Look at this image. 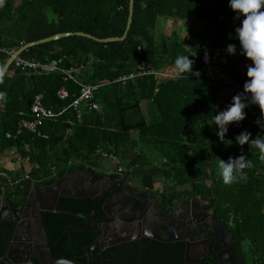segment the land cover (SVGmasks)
I'll use <instances>...</instances> for the list:
<instances>
[{
	"label": "trees",
	"instance_id": "obj_1",
	"mask_svg": "<svg viewBox=\"0 0 264 264\" xmlns=\"http://www.w3.org/2000/svg\"><path fill=\"white\" fill-rule=\"evenodd\" d=\"M128 8L129 0H21L17 4L15 0H0V47L18 49L67 32L121 37ZM159 16L185 20V25L200 23V28L188 25L185 35L175 31L158 35ZM241 18L228 0H134L132 23L124 41L99 43L69 36L29 48L22 57L40 62L61 59L65 67L83 65L78 79L101 84L94 97L99 108L96 111L83 105L78 121L71 107L79 97L77 83L65 80L60 73L28 74L11 66L0 79V150L14 148L21 159L50 174L57 172L44 181L52 185L65 174L86 168V162L103 159L106 151L127 162L123 173L129 178L134 167L150 160L145 150L150 148L160 158L164 181L183 188L179 197L210 199L213 213L228 226L247 264H264V158L256 146L236 141L237 134L245 130L252 138L264 135V111L253 102L251 93L222 94L203 73L202 57L207 52L209 64L219 66L223 42ZM180 54L190 55L199 76L169 70L168 75H139L124 84L116 81L132 73L176 67ZM7 58L0 52V70ZM231 75L244 89L248 77ZM61 89L67 93L64 99L58 96ZM237 94L246 105L247 116L229 122L222 139L213 118L221 101L226 110ZM37 95H42V104L58 115L45 120L35 132L21 130L18 123L28 118ZM144 102L151 106L155 120L145 118ZM242 154L245 159L234 169L237 179L225 183L220 158L227 161ZM79 202L78 210L86 212L94 201L84 198ZM76 203L60 198L57 212L44 215L50 216L51 224L68 223ZM81 233L72 234L73 239H80L73 247L77 253L89 246L93 237L89 232Z\"/></svg>",
	"mask_w": 264,
	"mask_h": 264
},
{
	"label": "flooded vegetation",
	"instance_id": "obj_2",
	"mask_svg": "<svg viewBox=\"0 0 264 264\" xmlns=\"http://www.w3.org/2000/svg\"><path fill=\"white\" fill-rule=\"evenodd\" d=\"M90 172L92 182L112 185L104 196L89 198L94 202L86 212L78 210L84 198H69L77 200L76 210L69 212L71 220L65 224H51L44 215L55 214L58 202L54 211L39 214L27 200L18 207L26 195L15 190L12 176L0 177L6 180L4 197L16 205L6 202L0 213V264H247L230 229L213 213L210 199L195 204L191 200L199 196L180 198L176 186L163 191L153 184H133L124 170ZM84 231L93 235L92 241L77 253L73 247L80 239L72 234ZM107 241L112 244L103 246ZM6 254L11 260L3 262Z\"/></svg>",
	"mask_w": 264,
	"mask_h": 264
},
{
	"label": "clouds",
	"instance_id": "obj_3",
	"mask_svg": "<svg viewBox=\"0 0 264 264\" xmlns=\"http://www.w3.org/2000/svg\"><path fill=\"white\" fill-rule=\"evenodd\" d=\"M228 3L236 11L237 17H242L235 32L242 45L243 54L252 61L247 65L248 79L244 82V89L251 93L253 102L264 111V0H228ZM227 51L235 53L236 45L228 44ZM209 58L206 52L205 60ZM194 63L189 54H180L175 59V65L180 73H187V75L194 73L199 76L200 72L194 69ZM245 107L246 105L241 102V96L237 94L226 110L214 116L213 120L220 126L218 134L222 139L228 131L229 122L242 121L247 116ZM236 141L241 145L250 143L256 146L260 149L261 158H264V135L252 138L251 132L245 130L237 134ZM243 159H245L243 154L238 157H229L227 161L220 158L219 167L225 183H231L237 179L234 169L241 166L238 162Z\"/></svg>",
	"mask_w": 264,
	"mask_h": 264
},
{
	"label": "built area",
	"instance_id": "obj_4",
	"mask_svg": "<svg viewBox=\"0 0 264 264\" xmlns=\"http://www.w3.org/2000/svg\"><path fill=\"white\" fill-rule=\"evenodd\" d=\"M15 50L16 48L7 51L0 47V52H5L8 55V57L11 56ZM202 61L204 63V71H203L204 76L213 85L220 88L222 94L231 95L237 91L247 93L245 89L241 87L240 80L237 77L231 75V73L227 72L226 70H224L219 66L212 67L209 64V60L207 61L205 60V55L202 57ZM11 66H13V68L16 70L28 74L41 75V74L54 73V72L60 73L64 76L65 80H71L77 83L80 86V93H79V97L72 102L71 107L76 112L78 121H81L82 118L83 105L87 108H90L91 110H96V111L99 108L94 100V97L96 90L100 87L101 84L83 83L78 79V76L82 74L84 70L83 65L65 67L61 59H51L48 61L40 62L35 59L24 58L20 55L15 57ZM144 74H153L155 76L168 75V73L164 71L161 72V71L148 70L146 72L124 75L119 79H117L116 81H119L122 84H124L128 80H131L136 76L144 75ZM58 96L61 99H64L65 97H67V93L64 89H61L58 92ZM57 115L58 113L54 112L52 109L46 108L42 104V95H37L33 100V103L31 104L28 118H21L18 123V127L21 130L35 132L37 128L41 126L45 120L55 118ZM6 137L10 138L11 135L7 133ZM117 170L122 171L123 168L119 167ZM0 177H7V173L0 170ZM24 178H28V177L15 178L14 180H12L11 184L16 185Z\"/></svg>",
	"mask_w": 264,
	"mask_h": 264
},
{
	"label": "water",
	"instance_id": "obj_5",
	"mask_svg": "<svg viewBox=\"0 0 264 264\" xmlns=\"http://www.w3.org/2000/svg\"><path fill=\"white\" fill-rule=\"evenodd\" d=\"M133 6H134V0H129L127 24L124 33L121 37L97 38L95 36L83 32H69V33L67 32V33H58L37 41L23 44L21 47L16 49L11 56L7 58L5 65L0 70V79L9 70L15 57L20 56L24 51L36 45H41L51 41H56L69 36L83 37L94 40L99 43L124 41L131 27L132 18H133ZM92 178L93 175L87 168L76 169L72 172H69L65 174L63 177H61L59 180L55 181L52 185H48L45 187H41L39 185H33L31 179L24 178L15 186L16 191H22L24 195H26L25 199L22 200V202L19 204L18 207H21L24 204V201L27 200L29 203H31L33 211L39 214L40 211H45V212L54 211L57 202L61 197L79 199V198H94L99 195L104 196L108 186L112 185V182L104 181L100 183L99 182L94 183L92 182ZM5 182H6L5 178H0V187L2 188V190H0V213H2V210L4 209L6 202H8L11 206L16 207L14 203L9 201V199L6 196L4 197L3 195L4 194L3 185L5 184ZM191 202L195 204H200L202 201L200 198L196 197L193 198ZM197 223L202 227H204L202 225L201 218L197 219ZM144 234H146V232H144ZM105 237H107V235ZM97 240L98 238L96 239V241ZM96 241L93 243L92 249L94 248ZM111 244H112L111 241L110 242L107 241L106 243H104L103 246H109ZM8 260L11 259L9 258V255L6 254V256L2 258V261L7 262ZM58 264H73V263L68 261H59Z\"/></svg>",
	"mask_w": 264,
	"mask_h": 264
},
{
	"label": "rangeland",
	"instance_id": "obj_6",
	"mask_svg": "<svg viewBox=\"0 0 264 264\" xmlns=\"http://www.w3.org/2000/svg\"><path fill=\"white\" fill-rule=\"evenodd\" d=\"M21 1V0H15L16 4ZM169 20L165 19L163 20L164 22L160 23V25H157V30L156 33L158 35L161 34H169L170 30L173 29L175 32H178L179 35L181 36L182 34L185 35L186 33V29L187 26H192L194 25L196 28H200V23H192V22H188V25L185 20L176 18L174 20H171V17H168ZM161 22V21H160ZM157 24V23H156ZM166 29V30H165ZM173 31V32H174ZM183 32V33H182ZM202 32V30H201ZM169 70H172L171 68L167 67L165 69H163L164 72H167ZM148 103V102H146ZM145 102L143 103L142 109H143V113L145 118L148 121H153L156 119V117L153 115V112L151 110V106L148 104H146ZM222 112V110H221ZM146 154L150 157V162H147L146 164H140L138 167L136 166V168L134 169V171L132 172V183L133 184H137V185H145L147 187H150L152 184L154 185V187L158 188V190H172V189H176L175 187L167 184L164 179L160 176L162 174V170L160 169V158L158 157V155H156L155 153H151V149L150 148H146ZM11 152L8 151L7 156L9 157V159H11L12 161L14 160L12 154H9ZM105 152V151H104ZM108 151L105 152V156L103 159L99 160V161H89L86 162V168H90L92 170H97L99 172H101L102 174H108L110 172H112L113 170H117L119 167H122L123 170H126L127 167V162L122 161V160H118L114 157H112L111 152L107 153ZM107 154V156H106ZM74 163H76L74 161ZM44 173L48 176L47 179L45 178H41L40 181L44 182L48 179L51 178V176H54L57 172L53 173V174H49L46 171H44ZM33 177V176H32ZM35 180L36 178L33 177ZM208 185H210V182H207ZM178 190H183V188L178 187Z\"/></svg>",
	"mask_w": 264,
	"mask_h": 264
},
{
	"label": "crops",
	"instance_id": "obj_7",
	"mask_svg": "<svg viewBox=\"0 0 264 264\" xmlns=\"http://www.w3.org/2000/svg\"><path fill=\"white\" fill-rule=\"evenodd\" d=\"M165 19L169 20L167 16H159L157 18L156 30H157V25L158 24L160 25V23L164 22L163 20ZM170 19L174 20L176 18H170ZM238 25L239 24H237L235 28L232 30L231 36L223 42V54L219 60V64H220L219 67L223 68L229 73H241L247 76L246 74L247 65L252 63V61L249 58H247L246 55H244L241 50L242 45L235 32V29ZM173 31L174 30L171 29L170 33ZM176 33L179 34L178 32ZM232 43L236 45L235 53H229L227 51L228 44H232ZM170 68L172 69V71L178 70L177 67H170ZM142 106H143V103H142ZM221 110L224 111L223 101H221L220 103L219 113L221 112ZM10 150L11 152L9 154L14 155L13 161L9 159V157L7 156L8 154L7 152ZM107 153H109V151ZM147 162H150V160L144 163L146 164ZM139 165H137V167ZM135 168L136 167L132 169V172L134 171ZM0 170L6 172L7 174L10 173V175H13V176L19 175L20 177H28L29 179H31L32 182H41L40 181L41 178H45L46 176H48V174L46 175L44 173V171H46L47 169L39 168L38 166L29 163L27 159H21V157L19 156V154L16 152L14 148L8 149V150H0ZM47 172L50 174L48 170ZM162 175H163V171L160 176L162 177ZM32 176L35 177L36 180Z\"/></svg>",
	"mask_w": 264,
	"mask_h": 264
}]
</instances>
